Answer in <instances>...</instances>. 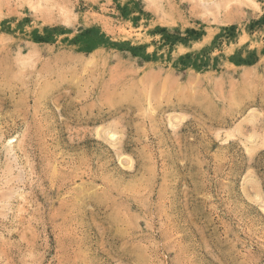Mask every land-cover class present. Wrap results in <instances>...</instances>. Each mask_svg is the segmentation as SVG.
<instances>
[{"label":"rangeland","instance_id":"rangeland-1","mask_svg":"<svg viewBox=\"0 0 264 264\" xmlns=\"http://www.w3.org/2000/svg\"><path fill=\"white\" fill-rule=\"evenodd\" d=\"M0 264H264V0H0Z\"/></svg>","mask_w":264,"mask_h":264},{"label":"trees","instance_id":"trees-1","mask_svg":"<svg viewBox=\"0 0 264 264\" xmlns=\"http://www.w3.org/2000/svg\"><path fill=\"white\" fill-rule=\"evenodd\" d=\"M233 28V27H232Z\"/></svg>","mask_w":264,"mask_h":264}]
</instances>
